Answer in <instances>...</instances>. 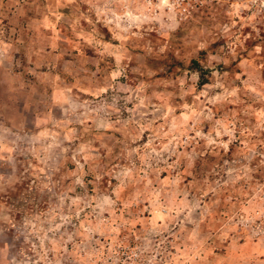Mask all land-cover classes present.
Returning <instances> with one entry per match:
<instances>
[{
  "label": "rangeland",
  "instance_id": "1",
  "mask_svg": "<svg viewBox=\"0 0 264 264\" xmlns=\"http://www.w3.org/2000/svg\"><path fill=\"white\" fill-rule=\"evenodd\" d=\"M0 264H264V0H0Z\"/></svg>",
  "mask_w": 264,
  "mask_h": 264
},
{
  "label": "trees",
  "instance_id": "2",
  "mask_svg": "<svg viewBox=\"0 0 264 264\" xmlns=\"http://www.w3.org/2000/svg\"><path fill=\"white\" fill-rule=\"evenodd\" d=\"M192 65H193L194 69H197L198 71H200V82H199V84L200 85L204 84L205 83L204 78H203L204 72H201L200 68H198V66L195 62H192Z\"/></svg>",
  "mask_w": 264,
  "mask_h": 264
}]
</instances>
